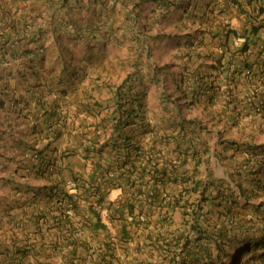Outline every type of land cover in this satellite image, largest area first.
Segmentation results:
<instances>
[{"label": "trees", "instance_id": "obj_1", "mask_svg": "<svg viewBox=\"0 0 264 264\" xmlns=\"http://www.w3.org/2000/svg\"><path fill=\"white\" fill-rule=\"evenodd\" d=\"M97 2L102 8L112 5L106 8L100 27L87 26L85 48L110 31L117 40L130 38L138 47L151 41L149 57L157 47L166 53L173 43L176 52L169 55L177 72L166 74L161 85L163 68L150 69L152 81L158 80L162 88V112L155 125L140 118L141 133H150L153 143L146 151L135 134L117 135L144 109L148 94L136 91L138 72L128 74L117 87L122 113L116 130L105 145L90 140L81 158L75 157L78 167L86 170L91 164L90 172L72 177L77 184L74 192L61 185L50 189V199L65 201L58 209L60 220L70 221L67 217L82 216L86 210L95 217L96 229L111 232L100 215V209L106 210L112 228L120 226L119 241L135 243V254L129 251L127 264H264V201L255 202L264 198V139L260 140L264 135V0ZM13 3L0 0V27L11 29L0 32V61L7 55L40 53L23 43L31 32L17 36L31 26L14 16ZM117 5L124 7L125 14L115 13ZM147 29L157 33L147 35ZM168 81L172 87L165 84ZM219 99V121L225 127L237 128L248 119L242 137L227 139L221 130L216 135L194 116L204 102L215 106ZM256 125H262L259 132ZM203 132L215 134L216 144L224 146L226 153L216 154L231 181L213 172L211 140ZM31 149L29 156L38 151ZM113 189L122 191L116 201L109 199ZM175 212L181 214L180 222ZM109 250L102 253L110 257L109 264H119Z\"/></svg>", "mask_w": 264, "mask_h": 264}, {"label": "crops", "instance_id": "obj_2", "mask_svg": "<svg viewBox=\"0 0 264 264\" xmlns=\"http://www.w3.org/2000/svg\"><path fill=\"white\" fill-rule=\"evenodd\" d=\"M10 1H14V16L31 26L17 36L31 32L23 43L40 53L7 55L0 61V264H109L108 247L114 260L127 264L129 251L135 254V243L119 241V224L111 226V232L96 229L95 217L86 210L82 216L67 217L70 221L60 220L58 209L65 201L50 199L49 193L55 185L70 188L72 177L90 172L91 164L86 170L78 167L75 157L81 158L90 140L99 139L105 145L116 130L122 113L117 87L128 74L138 72L141 78L143 73L138 63H128L131 55L134 59L139 55L137 44L130 38L117 40L110 31L85 48L87 26L100 27L112 2L102 8L97 0ZM121 7L117 5L116 14H125ZM2 31L10 33L11 29L0 27ZM134 85L136 91L148 94L144 109L117 135L135 134L146 151L153 143L150 133H141L140 118L158 124L162 109L159 99L160 113L151 112V84L140 79ZM31 148L38 150L33 156L28 155ZM211 156L213 172L225 178L213 166L218 159L214 150ZM62 179L66 181L61 183ZM121 194L120 189H113L109 199L116 201ZM174 218L180 222L181 214L175 212Z\"/></svg>", "mask_w": 264, "mask_h": 264}, {"label": "rangeland", "instance_id": "obj_3", "mask_svg": "<svg viewBox=\"0 0 264 264\" xmlns=\"http://www.w3.org/2000/svg\"><path fill=\"white\" fill-rule=\"evenodd\" d=\"M146 22V21H144ZM233 24L234 26L238 25V21L236 19H233ZM143 30H145V28H143ZM147 35L148 34H156L157 30H150L147 29ZM151 41L148 40V43L144 46V47H138L137 45V50H135L137 53H139V55H136L135 59H134V54L131 55V58H133L132 61H129L128 63L131 65L132 63L137 65V63L140 65V69L143 70V73L141 75V80H143L144 82H148V84H151V87H149V96H150V101H151V112L153 113H160L161 109H159L157 107V100L160 99L161 96V85L164 84V77L166 76V74H174L175 72H177V68L173 65L175 63V60L173 57H171V54H175V48L174 45H172L173 43H171V45H169V49L168 51H166V53H164L160 47H157V50H154L153 54H151V56L149 57V49L151 46ZM128 51V48H127ZM129 52V51H128ZM158 66H161L162 69V73L159 74V79L162 82L161 85L160 83H158V80H155V82L152 81V76L150 74V69L153 72V69L156 68ZM170 85V87H172V82L168 81L167 83ZM148 85V86H149ZM143 90H145V87L143 88ZM146 91V90H145ZM249 97L246 95V99H248ZM221 108V100H218V103L215 106H209V105H203L202 108L197 111L196 113H194V116L199 117L203 122L204 125L208 127V129H213L215 131V134L217 135L219 132V130H221L224 133V138L227 139H238L240 137H242V135H244V129L245 126L248 122V119H243L239 126L237 128H233L230 129L229 127H225L220 121L219 118V111ZM155 116V115H154ZM156 118V116H155ZM158 119V118H156ZM256 128H258L256 131L259 132L262 128V125H256ZM249 129H247L248 131ZM215 134L212 133H207V132H203L202 136L209 138L211 140V144L210 146H212V149L214 150V155L217 156L216 152L219 151H223L224 153H226V151L224 150V146L220 145V144H216L217 142V137H214ZM201 136V135H200ZM202 137V138H203ZM264 139V135H262L260 137V140ZM232 152H227V154H231ZM217 158L221 159V157L217 156ZM214 163V162H213ZM224 162H221L220 160L218 161V159L216 160V163L213 164L214 167L217 170V173L220 175V177H225L226 179H228L229 181H231L230 177H228L226 175V169L225 167H223ZM234 187L235 184H234ZM264 198H261L260 200H256V203H260L263 202Z\"/></svg>", "mask_w": 264, "mask_h": 264}, {"label": "built area", "instance_id": "obj_4", "mask_svg": "<svg viewBox=\"0 0 264 264\" xmlns=\"http://www.w3.org/2000/svg\"><path fill=\"white\" fill-rule=\"evenodd\" d=\"M68 186L70 188H72L73 190H75L74 188H76L77 184L75 182H69L68 183ZM68 214H72V212L70 210L67 211ZM100 215L102 217V221L104 224H106L107 226L111 227L112 226V223L108 217V212L106 210H102L100 209Z\"/></svg>", "mask_w": 264, "mask_h": 264}, {"label": "clouds", "instance_id": "obj_5", "mask_svg": "<svg viewBox=\"0 0 264 264\" xmlns=\"http://www.w3.org/2000/svg\"><path fill=\"white\" fill-rule=\"evenodd\" d=\"M69 182H75V181L71 180V181H69ZM69 182H68V183H69ZM71 189H72V188H71ZM74 189H75V191L77 190V188H74Z\"/></svg>", "mask_w": 264, "mask_h": 264}]
</instances>
